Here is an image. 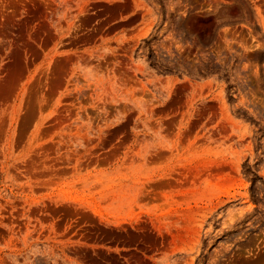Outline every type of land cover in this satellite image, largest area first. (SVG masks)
<instances>
[{"label":"rangeland","instance_id":"374dc122","mask_svg":"<svg viewBox=\"0 0 264 264\" xmlns=\"http://www.w3.org/2000/svg\"><path fill=\"white\" fill-rule=\"evenodd\" d=\"M0 264H264V0H0Z\"/></svg>","mask_w":264,"mask_h":264}]
</instances>
